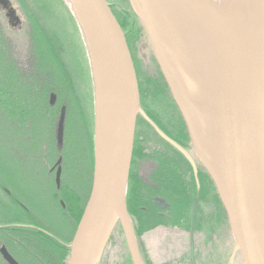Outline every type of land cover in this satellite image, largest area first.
<instances>
[{"label": "water", "instance_id": "obj_1", "mask_svg": "<svg viewBox=\"0 0 264 264\" xmlns=\"http://www.w3.org/2000/svg\"><path fill=\"white\" fill-rule=\"evenodd\" d=\"M62 1L82 38L93 88L91 188L68 245L67 264H97L116 224L131 264H144L126 208L137 117L185 157L195 173L194 162L140 107L131 54L106 0H73L84 25ZM127 1L184 121L194 155L223 205L233 256L241 264H264V0H243L239 16L219 0ZM178 43L189 53L202 94L180 80ZM64 114L62 109L56 126L59 150ZM0 254L7 264H18L5 248Z\"/></svg>", "mask_w": 264, "mask_h": 264}, {"label": "flooded vegetation", "instance_id": "obj_2", "mask_svg": "<svg viewBox=\"0 0 264 264\" xmlns=\"http://www.w3.org/2000/svg\"><path fill=\"white\" fill-rule=\"evenodd\" d=\"M5 1L6 0H0V8L5 12L4 15L9 19V23L12 24L16 21V19L11 15L12 13L9 6L3 4ZM112 8L113 7L111 6V10L113 12ZM124 34L132 57L136 77L138 79V73L131 53L129 38L125 32ZM137 82L139 87V80H137ZM78 98L80 99L79 95ZM82 98L84 99L83 103H81L79 100L81 106L80 110L82 112V117H80L79 120L83 122H80L78 129H72L70 123L67 125V107L64 104L61 105V109L55 119L52 139L48 140V126L42 125L43 117L45 115L43 112L38 116L40 118V123L36 124L35 126L36 136H38L37 127L40 126L42 129L43 139L41 144L38 143L36 137L32 134L31 126L28 127L29 132L27 134V143H30L32 139H35L36 142L30 143L29 150L27 151L26 155L33 152L42 157L41 167H43L45 174H47L44 184L45 186L49 185V187L52 188L54 198L52 199L51 207L54 212L53 214L56 215L61 224H53L55 227L53 230H51L52 228L48 229L42 227V225L37 220H33V223H28L25 221V219L22 222L16 220V218L12 216L8 223H0V232L5 233V231L8 229L12 231H15V229H20L24 231V233L30 235L28 239L29 241H36L31 237V234L37 236L40 235L43 239V242L52 244L57 249V251H61L62 253L63 249H67L69 254L68 244L73 237L76 226L82 214V212H80V207L82 204L81 195L88 193V199L91 188L90 185L89 191L87 190V184L90 175L88 176V167L85 160L86 157H88V144L92 143L93 148V101L92 80L90 72L84 85ZM55 100L56 99L53 98L49 100L48 96V105L54 107L56 105ZM62 109H65L63 143L61 149L59 150L56 141V126ZM153 116L154 119L151 120L159 128V130H161L168 138L178 144L191 156L194 162L195 173L193 167L185 159V157H183L178 151L158 137L150 126L149 127L152 129L153 133L151 130H148L145 125L140 122V119L142 118L140 116L137 117L135 134H137L136 139L138 136L140 138L139 141L136 140L135 145L133 143V151L126 189V208L133 226L140 257L144 264H219L222 257L223 248L226 247V244L223 248L215 250V235L218 233L219 237L221 238L222 231L227 229L230 236V230L228 227L225 210L218 197L214 184L208 173L194 155L193 146L179 111L177 109H171L168 110V114L158 112L154 113ZM141 138H149L151 142H153V149L151 151H154L155 155L144 157L140 154L139 157L137 156V149L138 146L141 145ZM67 144L70 146L68 149L66 148ZM16 149L19 150V148L16 147L13 150L14 156L10 157L9 159V170H12L14 168V164L19 160V157H17L15 153ZM22 150L19 151L24 153ZM64 150H68L66 151L68 153V158L72 157V160L74 154H78L77 156L83 162V169L79 165V171L77 173L71 172L69 166L67 167V163L70 165V160L66 161L64 158ZM50 154H52L54 157L49 156ZM82 155L84 158H82ZM45 157L46 159H44ZM149 157H151V159H149ZM163 157H165V159H162ZM58 160H60V162H58ZM66 167L68 168V173H66L65 176L64 172ZM164 167L167 168L164 170L165 172L169 171V182L166 180V173H161ZM0 169L6 170L5 168ZM80 169L83 170L82 180L80 177ZM177 175L180 178L179 181H176ZM156 177H160L162 182L158 183V181L155 179ZM0 187L2 188L1 185ZM64 187H69V195H72L74 197V201L78 202H75L73 207L71 203L68 204L69 209L67 206L62 205L61 195L63 196L64 194ZM1 188L0 194L2 193ZM2 189L4 190V188ZM178 190L180 192L179 195L177 194ZM5 193L8 196V199H6L7 203L19 206L20 208H23L25 211H27L30 216L32 215V212L28 211L26 206H23L20 203V205L16 204L18 203V199L15 200L10 192L5 191ZM87 199L84 201V206L87 202ZM194 202L195 206L191 218V209ZM56 203H58V205H56ZM71 207L72 209H75L74 214H72ZM150 211H152L151 214L153 213V216L156 219L155 223L157 225L154 226L153 229L142 234L138 229V225L149 227L151 221ZM76 215L78 218L77 223L71 233L69 242L65 243L60 231L63 230L64 232L65 230L63 226L64 222L66 229H68V220L71 218L72 223L70 221L69 222L72 224L71 227L73 228L75 224L73 218ZM153 231H159L167 239L165 240L166 242L164 244H161L162 246L164 245V247L159 251L161 255L159 256V259L156 258L158 259L156 260L155 257H151L154 258V262L152 263L149 258V253L146 251L145 245L143 243V237ZM156 241L157 240H153V242ZM157 245L160 249L161 245L159 246V242L158 244H154L155 249ZM23 246H26V244ZM124 247L126 250L125 242ZM1 248H5L14 258V260L18 261L20 264H32L31 261L28 263V257H26V255H19L18 258L16 252L6 247L0 238V249ZM164 249H167V251H163ZM164 252V255L167 257H164V255L161 254ZM68 254L65 264H67ZM237 256L238 255H234L233 259H237ZM48 258L46 257V260L49 262V264H59L60 262L58 261L57 255L53 256V258ZM229 258L230 255L228 259ZM0 260L3 262V264H7L2 259L1 254Z\"/></svg>", "mask_w": 264, "mask_h": 264}, {"label": "trees", "instance_id": "obj_3", "mask_svg": "<svg viewBox=\"0 0 264 264\" xmlns=\"http://www.w3.org/2000/svg\"><path fill=\"white\" fill-rule=\"evenodd\" d=\"M19 1L22 3L28 15L29 24L25 30L27 46L24 57L20 55L21 48L10 43L11 41L8 40V37L0 25V168L7 167V170H9V159L14 156L13 150L16 147H18L19 150H24L28 144L27 134L29 132L28 127L30 126V122L34 125L39 124L40 118L38 116L41 115L42 112L45 114L42 123L48 126L49 129L48 140L52 139L55 119L58 116L61 105L64 104L67 107V125L70 123L72 129H78L81 122L79 118L82 117L76 89L78 83L76 82L77 85L75 86V79L78 77V72L81 75L83 68H81V66H76L75 68L72 60L67 59V51L59 39L49 34L47 35L46 31L39 25L40 20L37 14L30 10L27 6L28 4L24 0ZM117 1H119L121 6L118 7L117 5L119 12H116L114 8H112L113 14L122 30L125 33L129 32L130 38L133 40L139 36V31L142 30V28L137 18L131 12L128 1ZM3 4L9 6L10 3L6 0ZM15 22H17V20ZM126 29L128 31H126ZM82 53L84 55V52ZM85 60V77H88L87 59ZM139 90L141 107L150 119H154V113L162 112L163 114H168V110H176V106L171 99L168 88L160 72H157V76L144 80L142 84L139 83ZM48 96L49 100L52 98L56 99V105L54 107L48 105ZM140 120V122L153 133L149 125L143 119ZM146 141L151 140L146 138ZM143 147L144 145L138 146V157L140 154H143L144 157L146 155H155L154 151L151 153L150 151L144 150ZM92 149V143L88 144L87 172L88 176L90 175L87 184L88 191L92 179ZM49 156H52V154ZM74 156L73 160H70L71 166L69 165V168L71 172L77 173L79 171V165L83 166V162L81 159L78 160V162L76 160L73 165L74 159L78 157L76 153ZM162 159H165V157ZM82 169H80L81 180L83 177ZM165 169L167 168L164 167L161 173H166V180L169 182V171L165 172ZM155 179L158 183L162 182L160 177H156ZM179 180L180 178L177 175L176 181ZM177 194H180L179 190ZM1 196L3 199H8L6 193H4V195L1 193L0 200H2ZM83 203L84 202L81 204L80 212H82L84 207ZM15 210L22 212L23 208L18 207ZM151 212L152 211H150L151 221L149 227L138 225V229L142 234L153 229L154 226L157 225L155 223L156 219ZM121 235L122 233L119 225L116 224L108 242L111 243V238H113L115 242ZM29 237L30 235L24 233V231L20 229H15V231L8 229L5 233L0 232L1 240L5 242L10 240L14 243L13 245H17L16 248L21 250L26 257H28V263L31 261L32 264H49L46 257L53 258V256L57 255L58 261H60L59 264H61V262L65 264L68 254L67 249H63L62 253L61 251H57L52 244L43 242L40 235L31 234V237L36 241H29ZM24 244H26V246H23ZM110 248L111 244L108 245L106 251ZM18 250L15 252L19 256ZM0 264H3L1 260Z\"/></svg>", "mask_w": 264, "mask_h": 264}, {"label": "rangeland", "instance_id": "obj_4", "mask_svg": "<svg viewBox=\"0 0 264 264\" xmlns=\"http://www.w3.org/2000/svg\"><path fill=\"white\" fill-rule=\"evenodd\" d=\"M8 1L10 2V5H11V7L9 6V8L12 9L13 16L18 18V21L16 23L13 22L12 24H10L9 19L6 18L4 15L5 12L2 11V9L0 8V25L4 33L8 37V40L11 41L10 43H12V45H15L21 48L20 55L24 57L26 53L25 51L26 46H27L25 30L27 29L29 25L28 18H27L28 15L22 6V3L19 0H8ZM24 1L28 4L27 6L30 8V10L33 11V13L37 14L40 20L39 25L46 31V34L47 35L49 34L52 37H55L56 39H59V41L63 44V46L65 47L67 51L66 52L68 55L67 59L72 60L75 68L76 66H81V68H83L81 71V75L78 72V77L77 79H75V86L78 83L76 89L80 97V100L84 102V99L82 98V94L84 92V85L87 79V77H85L86 55H85V50L83 48L84 45H83V41L81 39L80 33L78 31V28H76L74 24V19L72 21L73 17L71 18L70 17L71 14L69 15L70 12L68 8L65 7V5L62 3L61 0H24ZM107 1L109 2V4H111V6L114 8L116 12H119L118 7L121 6L119 1L117 0H107ZM126 31L128 30L126 29ZM126 35L129 38V43L131 45V53L133 56L136 69H137L138 80H139V83L142 84L144 80L150 77H153V76L154 77L157 76V72H159V70L153 59L149 43H148V40L144 32L140 30L139 36L133 40L130 38L129 32H127ZM82 52H84V55ZM85 110H86V107H85ZM42 125L44 124L42 123ZM30 126L32 129V134L36 137V140L38 141V143L41 144L42 139H43L41 127L40 126L37 127L38 136H36L35 134L36 125L31 123ZM136 136L137 134L134 135L135 137L134 145L136 143V140L139 141V138H140L138 136V138L136 139ZM36 140L32 139L31 142H36ZM140 142H141V145H144L143 147L144 150H147L153 153V151H151L153 149V142L146 141L145 138L143 139L141 138ZM30 143H28L27 146L24 148L23 150L24 153H22L21 151L17 149L15 150L16 156L19 157V160L14 164V168L12 170H7V167H5L6 170L0 169V182H1L0 185L2 186V188H4L3 190L0 187L1 192H2V195H4L5 191L10 192L15 198V200L18 199L17 200L18 203L16 204L18 205L22 204L23 206L27 207L28 211L32 212L31 216L28 214L27 218H24L26 222L33 223L32 222L33 220L35 221L37 220L42 225V227H45L48 229L52 228L51 230H53L55 227L53 224H61V222H59V219L56 217V215L53 214L54 212L51 207V202H52V199L54 198L53 191H52V188L49 187V185L45 186L44 184V180L47 174H45L43 167H41L42 157L33 152L28 153L26 155L27 151L29 150ZM69 147H70L69 144H67L66 148L68 149ZM66 151L68 150H64V153ZM74 157L75 156H73V158ZM69 158L70 160H72V157H69ZM82 158H84L83 155H82ZM44 159H46V157ZM149 159H151V157H149ZM76 160L78 162L80 158L76 157V159H74V162H76ZM85 160L86 162H88V157H86ZM68 166L69 165L67 163V167ZM67 167L64 172L65 176H66V173H68ZM80 167L82 168L83 166H80ZM63 192H64V194L62 193L63 196L61 195L62 205L67 206L68 208V204L71 203L73 207L76 201H74L73 199L74 197L72 195H69L70 194L69 187H64ZM1 199L2 200H0V221L2 222L0 223H8V221H10V218H12V216L5 213L4 212L5 209L15 210L19 206H15L10 203H7L6 199L5 198L3 199L2 196H1ZM81 199H82V202H84L87 199V194L84 193L83 195H81ZM56 205H58V203H56ZM74 211L75 209H72V214H74ZM77 220L78 218L76 215L73 218V221L75 222L73 228L71 227L72 224H70V222L72 223V218L68 220V229H66V225L64 223L65 230L64 232L63 230H61L60 232L62 234V238L64 239L65 243L69 242L71 238V233L77 223ZM215 237H216L215 250L219 248L220 249L223 248L226 244V247L223 248L222 257H221L219 264H241V261L239 260L238 256H237L238 257L237 259L235 260L233 259V248H232L233 239L232 237L229 236L228 230L224 229L222 231L221 238L219 237L218 233L217 235H215ZM166 239L167 238L159 231L150 232L149 234L143 237V243L145 245L146 251L149 253V258L152 263L154 262V258H151L152 256L155 257V259L156 258L159 259V256H161L159 251L162 250L164 247V245L162 246L161 244H164L166 242L165 241ZM153 240H157V241L153 242ZM2 242L10 250L16 251V250H13L14 248H12V245L14 244L13 242H10V241L5 242L3 240ZM158 242H159V246L161 245V247L159 249L157 245L155 249L154 244H158ZM110 244H111V248L108 251H106L108 245ZM163 251H167V249H164ZM18 254H20L21 256H25V254L21 250H18ZM161 254L164 255L165 252ZM229 255H230V258L228 259ZM164 257H167V256L164 255ZM156 260H155V263H156ZM97 264H130L128 255L124 247L122 235L121 237H118V239L115 240V242H114V239L111 238V243L108 242L106 244L103 250L102 256L97 261Z\"/></svg>", "mask_w": 264, "mask_h": 264}, {"label": "bare ground", "instance_id": "obj_5", "mask_svg": "<svg viewBox=\"0 0 264 264\" xmlns=\"http://www.w3.org/2000/svg\"><path fill=\"white\" fill-rule=\"evenodd\" d=\"M219 1L233 15H235V16H239L240 15V13L242 11V6H243L242 5L243 0H219ZM106 2L109 4V2L107 0H106ZM65 3L67 5V7H70L72 10L74 9L73 11H75V13H76L78 19L80 20V22L82 23V25H84L83 16L81 15V12L78 9V6L76 5V3L73 0H65ZM109 8L111 9V5L110 4H109ZM69 15H70V13H69ZM70 17L72 18L71 15H70ZM116 21H117V19H116ZM117 23L119 24L118 21H117ZM74 24H75V22H74ZM75 26H76V24H75ZM76 28H77V26H76ZM178 46L181 47V54H180V57L182 59V71H181V74H180L181 82H183L184 85H186L188 88H192L197 93H201V94L204 93V91H205L204 87H203V85H202V83H201V81L199 79V76H198V74H197V72H196V70L194 68V65L191 62V59H190V56H189V53H188L187 49L181 43H178ZM87 65H88V61H87ZM157 68H158V66H157ZM87 69H88V71H90L89 65L87 66ZM139 91L140 90H139V87H138V92ZM139 99H140V92H139ZM80 101H81V103H83L82 100H80ZM92 101H93V88H92ZM201 114H202V119L203 120H207V116H206L205 112L201 110ZM63 154H64V158L66 159V161H69L70 159L68 158V153L67 152H65V153L63 152ZM59 155H60V153H59ZM5 213L15 217L16 220H19V221H22V222H23L24 218H27V216L29 214L24 209H23L22 212H19V211L14 210V209H6ZM63 226L65 228V225H63ZM16 247H17V245H12V248H14V250H18ZM128 257H129V255H128ZM16 262L18 264H20L18 261H16Z\"/></svg>", "mask_w": 264, "mask_h": 264}]
</instances>
